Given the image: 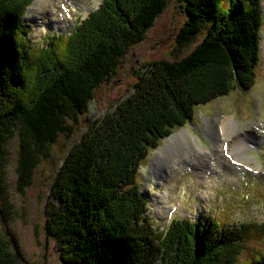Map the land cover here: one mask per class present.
Here are the masks:
<instances>
[{"label": "trees", "instance_id": "trees-1", "mask_svg": "<svg viewBox=\"0 0 264 264\" xmlns=\"http://www.w3.org/2000/svg\"><path fill=\"white\" fill-rule=\"evenodd\" d=\"M32 1L0 0L2 197L8 140H19L22 194L59 137L76 134L96 89L115 76L169 2L103 0L71 35L35 48L24 23ZM177 1L187 20L176 50L203 33L200 43L183 58L142 63L131 94L87 124L55 173L44 231L63 264H238L241 256L251 258L242 255L245 244L264 236L263 226H219L201 217L173 222L163 235L151 226L136 185L139 164L173 129L191 122L196 107L252 88L259 61L260 0ZM8 214L6 207L3 218ZM260 253L254 249V262L261 257L264 264ZM0 264H25L15 237L1 228Z\"/></svg>", "mask_w": 264, "mask_h": 264}, {"label": "rangeland", "instance_id": "rangeland-1", "mask_svg": "<svg viewBox=\"0 0 264 264\" xmlns=\"http://www.w3.org/2000/svg\"><path fill=\"white\" fill-rule=\"evenodd\" d=\"M101 2L49 0L40 9L29 5L24 23L29 28L32 47H44L52 37L71 35ZM260 3L263 21L252 88H237L228 96L196 107L192 121L173 129L169 135L180 137L184 131L186 143L180 138L172 142L171 138H165L139 164L136 185L147 203L152 228L162 235L173 222L194 223L199 217L209 218L219 226L264 227V0ZM186 20L178 1L169 0L143 41L129 49L115 76L96 89L86 113L79 118L76 134L59 137L50 157L41 160L31 185L22 194L17 191L19 140L15 135L8 140L4 155L7 190L3 197L0 195V228L15 237L25 264H63L54 243L45 234L43 209L67 149L79 140L87 124L103 118L131 94L135 74L142 63L183 58L200 43L203 33L189 46L176 50V35ZM223 125L228 130L225 137ZM238 137L240 140L236 141ZM239 141L243 142L242 158H245L238 160L241 166L235 164L230 157L232 151L227 148L228 152L224 146ZM183 143L188 144L185 151ZM158 154L161 159L155 166ZM6 207L9 214L5 219ZM245 245L248 248L242 255L249 253L251 258L241 256L242 263L259 264L263 259L254 262V249L257 254L258 250L262 251L264 257V236Z\"/></svg>", "mask_w": 264, "mask_h": 264}, {"label": "bare ground", "instance_id": "bare-ground-1", "mask_svg": "<svg viewBox=\"0 0 264 264\" xmlns=\"http://www.w3.org/2000/svg\"><path fill=\"white\" fill-rule=\"evenodd\" d=\"M97 1H100V0H97ZM44 2H49V0H38L37 1V3H36V8H42V6L44 5ZM74 2V1H73ZM102 3V2H101ZM100 7V6H99ZM99 7H98V9H99ZM97 9V10H98ZM230 129V128H229ZM227 128L223 125L222 126V131H223V137H225V133H227ZM185 132L183 131V133L180 135V137H177V136H173V137H170L171 138V142L172 141H174V140H178L179 138L180 139H182V141H185L184 143H186V134H184ZM232 140H233V138H232ZM238 140H240V138L238 137V139L236 140V141H238ZM234 142H236L235 140H233ZM233 142V143H234ZM240 143H235V144H233V143H230V145H229V143H228V145H225V148L227 149V148H230L231 149V151H232V153L235 155V160L231 157V159L233 160V161H235L236 163H237V161L239 160V161H241V160H245V158H244V156H243V158H242V154H243V152L242 151H244V146H243V142L242 141H239ZM242 142V143H241ZM183 143V144H184ZM188 147V144H184V151L186 150V148ZM166 148H164V149H162V150H160L159 152H161V151H164ZM246 149V148H245ZM228 150V152H229V149H227ZM160 159H161V157H160V155L158 154L157 156H156V158L154 159V162H155V166H158V163L160 162ZM238 161V162H239ZM246 162V161H245ZM242 164V163H241ZM243 165H244V163H243Z\"/></svg>", "mask_w": 264, "mask_h": 264}, {"label": "water", "instance_id": "water-1", "mask_svg": "<svg viewBox=\"0 0 264 264\" xmlns=\"http://www.w3.org/2000/svg\"><path fill=\"white\" fill-rule=\"evenodd\" d=\"M38 0H33V2H32V4H30V8H34L35 7V5H36V2H37ZM32 9H30V11H31ZM26 12L27 13H29V8L28 9H26ZM25 12V13H26ZM174 135H171V137H173ZM170 138V136L169 137H167L166 139H169Z\"/></svg>", "mask_w": 264, "mask_h": 264}]
</instances>
